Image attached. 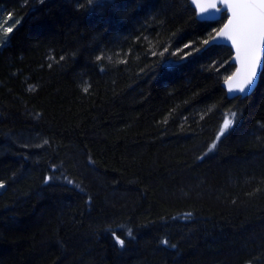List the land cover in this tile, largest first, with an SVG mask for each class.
Here are the masks:
<instances>
[{"label": "trees", "instance_id": "obj_1", "mask_svg": "<svg viewBox=\"0 0 264 264\" xmlns=\"http://www.w3.org/2000/svg\"><path fill=\"white\" fill-rule=\"evenodd\" d=\"M6 15L0 264H264V70L228 97L232 49L203 43L226 13L0 0Z\"/></svg>", "mask_w": 264, "mask_h": 264}, {"label": "snow or ice", "instance_id": "obj_2", "mask_svg": "<svg viewBox=\"0 0 264 264\" xmlns=\"http://www.w3.org/2000/svg\"><path fill=\"white\" fill-rule=\"evenodd\" d=\"M93 2L94 0H89L90 4ZM191 3L200 13L207 14V18L212 19L213 22H217L216 18L222 19L223 13H230L227 23L210 37V41L213 45L223 43L234 48L233 63H238L240 67L233 76L226 79L225 83L228 84L229 93H245L256 82L258 71L264 70V64L261 62V52L264 50V0H220V4L226 7H218L211 0L207 3L203 0H191ZM209 9H213L214 12H210ZM5 31L10 33L13 29L8 27ZM203 43L207 45L209 40ZM185 47L187 48L188 45ZM231 115L232 118L227 116L224 118L217 140L232 125L236 114ZM47 179L51 178H46V182ZM0 187H3L2 182ZM128 234L131 235L130 230ZM118 243L122 246L124 240L118 239ZM164 243L167 244V241Z\"/></svg>", "mask_w": 264, "mask_h": 264}, {"label": "water", "instance_id": "obj_3", "mask_svg": "<svg viewBox=\"0 0 264 264\" xmlns=\"http://www.w3.org/2000/svg\"><path fill=\"white\" fill-rule=\"evenodd\" d=\"M190 1H191V0H190ZM203 2L207 3L208 0H203ZM211 2H215V3L217 4L218 7H226V6H223V5L220 4V0H211ZM192 5H193V7L195 8V10H196V12H197V17H204V18H198L199 20H201V21H213L212 19L207 18V14H202V13H200V12H199V9H196V6H195L193 3H192ZM209 11H210V12H214L213 9H209ZM226 14H227V19H226V21L224 22V24L227 23V20H228V17H229V15H230V13H226ZM218 19H220V18H216V20H218ZM224 24H223V25H224ZM223 25H222L217 31H219V30L223 27ZM217 31H216V32H217ZM214 35H215V34H214ZM214 35H213V36H214ZM211 45H213V44L211 43V41H210V39H209V44H207L206 46L208 47V46H211ZM218 45H226V46H229L228 44H223V43L218 44ZM231 49H232V52H233L232 59H231V63L235 65V69H234L233 73H232L230 76H233V74L236 73V71H237V69L240 67V65H239L238 63H233V58H234V56H235V50H234V48H231ZM261 62H262V64H264V50H262V52H261ZM262 72H263V70L258 71L256 82H255L254 85L251 86L250 89L247 90L245 93H229V90H228V84L225 83V81H226V80H225L224 83H223V86H224V88H225L226 91H227V95H228V97L231 98V99L236 98V97H242V98H245V97H248V96H250L251 94H253L254 91L256 90L258 84H259V81H260V78H261V74H262ZM230 76H229V77H230ZM234 82H235V81H234Z\"/></svg>", "mask_w": 264, "mask_h": 264}, {"label": "rangeland", "instance_id": "obj_4", "mask_svg": "<svg viewBox=\"0 0 264 264\" xmlns=\"http://www.w3.org/2000/svg\"><path fill=\"white\" fill-rule=\"evenodd\" d=\"M8 27H11L12 29H13V24L9 21V15H6V16H4V18L2 19V24H1V26H0V45H1V43H3L4 42V40L7 38V32L5 31ZM232 113H228L226 116L227 117H229V118H232V115H231ZM234 119V118H233ZM231 127V126H230ZM229 127V128H230ZM228 128V129H229ZM228 129L224 132V134L223 135H220V138H219V140H217V138H216V140L214 141V143L212 144V146H211V149H213L217 144H218V142L221 140V138L227 133V131H228ZM219 135V134H218ZM213 145H215L214 147H213ZM3 188H5V185L3 184V187H0V191H2V189Z\"/></svg>", "mask_w": 264, "mask_h": 264}]
</instances>
